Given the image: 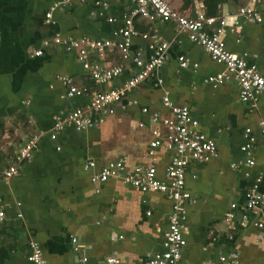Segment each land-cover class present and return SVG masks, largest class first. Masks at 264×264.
<instances>
[{
	"label": "crops",
	"instance_id": "obj_1",
	"mask_svg": "<svg viewBox=\"0 0 264 264\" xmlns=\"http://www.w3.org/2000/svg\"><path fill=\"white\" fill-rule=\"evenodd\" d=\"M51 2L0 0V166L29 135L40 134L32 159L16 176L0 180V206L6 212L0 221V264H34L27 258L30 240L39 243L47 264H77L71 236L83 245L87 264L112 255L119 257L121 264H143L162 248L170 199L158 191L142 193L112 178L94 183L90 176L104 163L120 157L126 159L128 170L150 162L144 155L153 138L152 130L166 131L161 121L152 120V113L172 115L162 104V89L146 81L131 94L136 104L126 109L116 105L114 113L84 131L68 126L55 139L49 136L56 115L86 105L93 91L118 85L134 68L127 62L118 79L95 84L76 53L54 44L52 36L60 32L111 38L134 4L131 0H108L105 7H97L92 2H73L54 10L51 20L46 21ZM171 2L192 16L200 10L205 12L200 1L188 6L182 0ZM248 2L264 13V0H229L220 6L217 16L233 14ZM134 25L139 31L156 29L160 38L169 42L166 61L159 71L163 87L173 104L189 107L199 129L217 145L215 157L206 163L193 161L186 170L185 188L195 201L188 205L187 244L180 264H218L220 255L245 264H264V229L252 224L230 227L223 218L231 202L243 207L244 191L258 173L262 174L260 189L264 194V141L258 130L259 121H264V97L255 104L245 103L238 97L234 80L217 86L205 83L203 79L223 71L224 64L178 32L172 21L150 22L136 17ZM224 38L229 50L245 53L246 60L264 75V21L243 20L236 32L225 31ZM36 49L42 53L31 56ZM137 49L144 57L151 54L147 40L141 37L132 42V50ZM180 55L186 58V67L179 65ZM106 58L111 64L120 61L114 49ZM57 75L70 76L77 86L87 87L88 93L61 98L65 88ZM246 127L257 138L253 166L243 163L240 150ZM156 152L157 173L162 177L169 153L163 148ZM89 159L96 166L86 170L83 166ZM232 162L238 163L235 168ZM248 214L250 220L264 216V204L258 216Z\"/></svg>",
	"mask_w": 264,
	"mask_h": 264
},
{
	"label": "built area",
	"instance_id": "obj_2",
	"mask_svg": "<svg viewBox=\"0 0 264 264\" xmlns=\"http://www.w3.org/2000/svg\"><path fill=\"white\" fill-rule=\"evenodd\" d=\"M134 4L123 17V23L113 31L111 38H94L86 35L72 36L54 33L52 41L66 50L74 51L82 68L88 73L95 84H107L116 80L124 72L126 63L133 64V71L118 85L110 86L105 90H96L91 93L89 102L84 106L74 107L55 116L53 126L49 132L51 139L65 127L71 126L76 131H84L102 122L108 114L115 112V106L121 109L137 103L131 96L134 89L142 83L150 81L154 86L162 89V104L169 107L171 117H161V113H152L153 121H161L165 132L158 129L152 130L153 138L150 140L144 158L149 159L148 164H138L133 169H127L124 157L108 161L101 165L99 171L92 173L90 180L94 183L104 182L112 178L123 184L133 186L142 193L161 192L171 201V210L167 217L166 229L163 232L162 248L154 251L143 264H180L182 251L187 244V211L188 205L195 200L185 188L186 170L191 162L206 163L217 155V145L213 138L208 137L199 129V121L193 117L187 105L173 104L169 91L163 87L164 79L160 75L169 47V42L160 38L156 29L152 31H139L134 25V19L141 17L147 21L162 19L175 23L178 32L186 34L189 41L200 45L210 57L224 64V70L206 76L203 81L217 86L225 81L234 80L238 84V97L242 102L255 104L259 98L264 97V75L257 65L246 60L245 53L239 54L231 51L226 46L224 32H236L241 21H264V13L251 2L242 4L233 14L221 16L206 15L203 10L194 16L182 12L174 6L171 0H131ZM83 4L92 2L97 7H105L108 0H52L45 13L46 21L52 18V12L62 10L71 3ZM110 22L114 18L109 17ZM207 26L212 28L208 29ZM141 37L147 40L151 54L144 57L141 49L132 50V42ZM239 40V38H237ZM115 50L120 61L111 64L106 54ZM41 49L30 53L31 56L40 55ZM179 65L186 67L188 62L183 55L178 57ZM193 67L197 63H192ZM65 91L61 98L81 96L88 93L87 87L77 86L73 79L67 75H57ZM147 112V107L142 108ZM97 115L96 118L92 114ZM259 136L264 141V121H259ZM40 134L33 133L18 147L5 165L0 166V180H9L16 176L20 167L29 162L38 149ZM257 147V138L250 127L244 129V141L240 150L244 154L243 163L247 166L255 164L254 150ZM60 147L57 146V149ZM163 148L169 153V160L163 168V176H158V166L155 160L156 151ZM264 155V152H263ZM238 163L232 162L235 168ZM96 166L94 160L89 159L84 163V169L89 170ZM262 174L258 173L254 181L244 191L243 207L236 202H231L224 211V221L230 226L246 227L249 224L258 229H264V216H258L264 204V194L261 192L260 183ZM17 201L16 205L20 206ZM249 211L257 218L250 220ZM21 212L17 213L20 217ZM6 216L5 209L0 206V221ZM72 251L77 257V264H87L88 256L83 245L76 236H71ZM28 260L34 264H47L39 243L30 240ZM117 256H108L96 264H121ZM218 264H245L236 258L226 255L219 256Z\"/></svg>",
	"mask_w": 264,
	"mask_h": 264
},
{
	"label": "trees",
	"instance_id": "obj_3",
	"mask_svg": "<svg viewBox=\"0 0 264 264\" xmlns=\"http://www.w3.org/2000/svg\"><path fill=\"white\" fill-rule=\"evenodd\" d=\"M182 1L184 6H188L193 1H200L205 9L206 15L217 16L219 14L220 6L228 2L229 0H182Z\"/></svg>",
	"mask_w": 264,
	"mask_h": 264
}]
</instances>
